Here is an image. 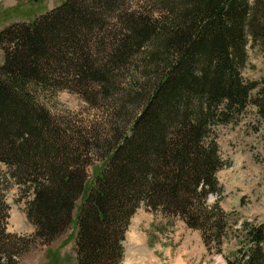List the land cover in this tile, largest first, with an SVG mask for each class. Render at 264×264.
<instances>
[{
	"label": "trees",
	"instance_id": "trees-1",
	"mask_svg": "<svg viewBox=\"0 0 264 264\" xmlns=\"http://www.w3.org/2000/svg\"><path fill=\"white\" fill-rule=\"evenodd\" d=\"M124 1L64 0L0 31V163L32 192L25 216L42 243L71 223L81 197L75 264H119L123 232L141 203L178 217L220 252L227 215L206 201L219 194L224 166L214 128L248 104L264 119V74L245 80L240 72L246 45L264 43V0H155L144 13L123 10ZM139 53L147 78L121 90ZM60 87L91 105L107 99L127 125L101 138L63 124L35 99ZM96 148L102 161L90 183ZM5 212L0 193V264H16L28 238L5 231ZM240 229L225 264H264V221Z\"/></svg>",
	"mask_w": 264,
	"mask_h": 264
},
{
	"label": "rangeland",
	"instance_id": "rangeland-1",
	"mask_svg": "<svg viewBox=\"0 0 264 264\" xmlns=\"http://www.w3.org/2000/svg\"><path fill=\"white\" fill-rule=\"evenodd\" d=\"M62 1L0 0V31L13 23L35 20ZM155 3V0H125L120 6L125 11L134 9L144 13ZM249 44L245 47L246 60L240 69L241 76L245 80H259L264 74V43ZM145 61L139 53L123 70L119 81L121 90L128 89L133 79L142 83L147 78L149 68ZM254 95L255 90H252L250 97ZM119 96L122 97L118 95L117 98ZM35 99L63 124L83 132L87 128L101 138L111 128L121 131L125 124L118 116L122 117V113L114 110L107 99L98 98L91 105L69 88L38 90ZM127 107L124 106V110ZM131 115L133 111L129 117ZM214 129L224 166L216 172L221 186L219 194L209 193L206 201L209 205L217 203L227 215L220 252L212 246L207 249L199 231L186 227L178 217L163 216L158 211L145 209L141 203L129 217L123 232L119 264H225V258H232L240 242L242 222L264 221V119L256 114L253 105L248 104L235 121L217 125ZM98 153V148L93 150L94 156L86 167L90 183L101 166L102 158ZM27 187L15 184L8 168L0 163V193L6 205L5 231L28 238L20 248L22 253L16 264H75L74 215L81 197L74 202L71 223L48 243H42L33 236L34 227L25 216L27 204L32 199V192Z\"/></svg>",
	"mask_w": 264,
	"mask_h": 264
}]
</instances>
